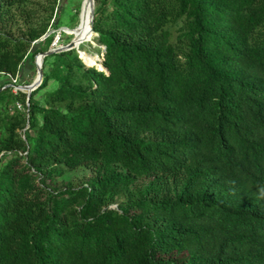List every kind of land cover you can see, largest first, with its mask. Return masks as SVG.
Returning a JSON list of instances; mask_svg holds the SVG:
<instances>
[{
  "label": "trees",
  "instance_id": "obj_1",
  "mask_svg": "<svg viewBox=\"0 0 264 264\" xmlns=\"http://www.w3.org/2000/svg\"><path fill=\"white\" fill-rule=\"evenodd\" d=\"M56 2L0 0V77ZM94 2L99 66L45 56L27 112L0 90V264H264V0Z\"/></svg>",
  "mask_w": 264,
  "mask_h": 264
},
{
  "label": "rangeland",
  "instance_id": "obj_2",
  "mask_svg": "<svg viewBox=\"0 0 264 264\" xmlns=\"http://www.w3.org/2000/svg\"><path fill=\"white\" fill-rule=\"evenodd\" d=\"M83 1L84 0H57V2L55 3L56 8L53 12V17L50 21H48V27H47L48 29H47L46 34L47 36L49 35L53 36L52 42L49 48L66 45L72 40L73 35L65 33V30L63 29V27H70V28L77 27L79 23V12L83 4ZM49 2L53 3L54 0H26V4L24 5L23 8H25L27 12L32 10V8L37 9L38 13H41L43 11L46 12L47 6H49L48 5ZM23 15L24 14L21 13V11L19 10L17 12L15 23L12 24L11 22L10 24L6 26L8 29H11L13 34L18 35V36L21 35L23 33V30L25 29V21L27 19ZM58 35H60V40L56 42ZM94 36L95 34H93L92 39L90 41L87 40V41L81 42L80 44H82L83 46L82 47L79 46V50L80 52L84 51L88 53V56H93V58L95 56L96 58L94 62H97V63H94V64H97L99 66V63L102 60V58L99 57L95 49V47L98 46V44L93 39ZM55 42H56V45L53 44ZM41 45L43 46L44 44L34 43V45L31 47L28 57L26 59L27 61L25 63V67H24L26 70H24L23 72L24 78H26V80L23 78L24 80H22V82L27 81L26 83H30L31 81L35 79L37 75L36 65H35V56L38 53L32 56L31 54L34 52L35 49H38ZM80 52H79L80 56H82V58L87 63L93 64L92 62H89V60H86L85 57H83L82 52L81 53ZM3 78L5 77L4 76L0 77V79H3ZM50 86H52V84H50ZM94 174L95 172L93 171L92 168L81 166L75 170H72L66 175L58 178L57 181L59 185H61V183L63 184L72 183L73 185H79L87 181ZM111 206L116 207L117 203H113Z\"/></svg>",
  "mask_w": 264,
  "mask_h": 264
},
{
  "label": "bare ground",
  "instance_id": "obj_3",
  "mask_svg": "<svg viewBox=\"0 0 264 264\" xmlns=\"http://www.w3.org/2000/svg\"><path fill=\"white\" fill-rule=\"evenodd\" d=\"M94 7H95V2H94ZM92 3H90V0H84L83 1V5L80 9L79 12V23L77 25V27H63V29L65 30V33H68L70 35H73L74 37H77L79 39V42H83V41H90L92 39V36L94 34V32H92L90 30V21H91V15H92ZM83 57H85L86 60H89V62L97 63L94 62L95 60V56L93 58V56H88V53L81 51ZM37 62H41V56L38 55L37 57Z\"/></svg>",
  "mask_w": 264,
  "mask_h": 264
},
{
  "label": "water",
  "instance_id": "obj_4",
  "mask_svg": "<svg viewBox=\"0 0 264 264\" xmlns=\"http://www.w3.org/2000/svg\"><path fill=\"white\" fill-rule=\"evenodd\" d=\"M90 3H92V8H93L92 15H91L92 18H91V21H90V30L93 32V22H94V15H95L94 0H90ZM46 36H47V34L43 35L39 40L35 41L34 43H38L40 40H43ZM80 43L81 42H79V39L77 37H74L66 45H61V46H56V47H53V48H49L48 50H46L44 52H39L35 56V65H36L37 75H36L35 79L30 84L24 86V88L27 90L28 99H29V97L31 95L32 90L35 89V87H37L42 82V79H43L42 66H43L44 57L48 56L50 54H53V53H58V52L70 50V49H73V48H76L78 50V52H80V50H79ZM38 55L41 56V62H37Z\"/></svg>",
  "mask_w": 264,
  "mask_h": 264
},
{
  "label": "built area",
  "instance_id": "obj_5",
  "mask_svg": "<svg viewBox=\"0 0 264 264\" xmlns=\"http://www.w3.org/2000/svg\"><path fill=\"white\" fill-rule=\"evenodd\" d=\"M60 40V35H58V38H57V41L56 42H58ZM56 42L55 43H53V44H55L56 45ZM7 83L6 84H4L1 88H0V90H3V89H5L6 87H11L12 88V91L14 92V93H17L18 91H22V92H25V93H27V90L24 88V86L25 85H28V84H30V83H26V82H22V80H21V77H20V73L18 72L16 75H11V74H8L7 75ZM41 84V83H40ZM40 84L37 86V87H35V89L36 88H38L39 86H40ZM35 89H33V90H35ZM32 90V91H33ZM28 95V94H27ZM16 106H17V108H19V109H23V110H25L26 112L28 111V107H29V102H28V97H27V99H26V102L25 103H20V102H17L16 103Z\"/></svg>",
  "mask_w": 264,
  "mask_h": 264
},
{
  "label": "crops",
  "instance_id": "obj_6",
  "mask_svg": "<svg viewBox=\"0 0 264 264\" xmlns=\"http://www.w3.org/2000/svg\"><path fill=\"white\" fill-rule=\"evenodd\" d=\"M5 79L7 80V78H3L1 81L3 82V81H5Z\"/></svg>",
  "mask_w": 264,
  "mask_h": 264
}]
</instances>
